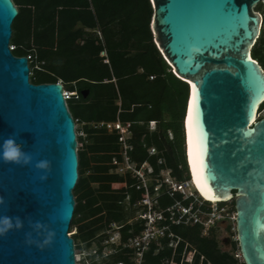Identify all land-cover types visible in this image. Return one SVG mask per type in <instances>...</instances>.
<instances>
[{
	"label": "water",
	"instance_id": "1",
	"mask_svg": "<svg viewBox=\"0 0 264 264\" xmlns=\"http://www.w3.org/2000/svg\"><path fill=\"white\" fill-rule=\"evenodd\" d=\"M151 3L154 41L189 84L190 177L206 200H234L243 261L264 264V68L252 56L264 27L255 7L264 0ZM18 12L13 0H0V264H76L69 235L79 179L76 122L63 83H32L28 57L11 50ZM10 136L28 163L4 162Z\"/></svg>",
	"mask_w": 264,
	"mask_h": 264
},
{
	"label": "trees",
	"instance_id": "2",
	"mask_svg": "<svg viewBox=\"0 0 264 264\" xmlns=\"http://www.w3.org/2000/svg\"><path fill=\"white\" fill-rule=\"evenodd\" d=\"M13 1L19 12L13 22L12 51L30 56L31 82H61L64 90L76 92L67 100L79 142L71 224V231L76 228V251L95 245L96 253L87 255L89 264H134L135 249L127 243L142 232L144 220L128 221L139 211L136 204L145 189L138 188L141 181L131 173L118 171L115 158L124 161L120 132L107 123L129 125L127 154L139 166L149 164L152 192L163 169H170L178 180L191 178L184 130L189 84L175 75L154 41L151 0ZM256 10L264 13L263 3ZM252 56L264 68V27ZM263 109L264 103L259 111ZM160 202L165 206L173 198L159 195V207ZM114 223L121 226L117 246L105 243ZM232 228L226 229L236 235ZM170 231L173 236L151 242L145 264H245L235 256L238 241L233 239L231 249L224 250L215 228L208 236L199 225H173ZM110 248L115 250L105 254ZM191 250L195 253L188 261Z\"/></svg>",
	"mask_w": 264,
	"mask_h": 264
},
{
	"label": "built area",
	"instance_id": "3",
	"mask_svg": "<svg viewBox=\"0 0 264 264\" xmlns=\"http://www.w3.org/2000/svg\"><path fill=\"white\" fill-rule=\"evenodd\" d=\"M11 50L15 46L10 45ZM30 59V56L28 57ZM108 61V60H106ZM153 78V77H152ZM65 100L67 101L76 92L64 90ZM104 123H102L103 125ZM151 129L155 128V122H152ZM108 128H115L120 132L121 150L124 161L120 162L115 158L114 163L118 165V171L121 173H131L133 177L141 181L138 188L145 189V197L138 201L137 206H141L137 214L132 217L128 222L133 220H144V228L142 232L132 238L127 243L128 246L135 249L131 255L134 264H145L143 261L144 253L149 249L152 241L164 238L167 235L173 236L170 231L173 225H199L202 228V234L208 236L212 229L218 228L224 224L226 227L231 225L232 230L236 232V208L233 206L232 201L227 202H210L206 200L196 190L191 178L178 180L176 179L170 169H163L160 172V178L154 187V192L151 191L150 181L148 175L150 167L148 163H143L140 166L131 162L127 150L130 148V132L129 125H124L120 121L114 123H107ZM172 137V134H170ZM150 153L155 154L156 148L151 147ZM193 188V189H192ZM166 194L173 198V202L168 205L158 206V197ZM129 200V197H127ZM121 226L112 224L114 229L110 238L105 241L106 244H120L121 233L119 231ZM70 235V234H69ZM234 240H237L234 235ZM114 248L106 249L105 254H110ZM96 253V250H94ZM195 250L188 252L187 260L192 261ZM235 256L243 261L240 251L235 253ZM113 264H126L125 262H118ZM175 264V263H171Z\"/></svg>",
	"mask_w": 264,
	"mask_h": 264
},
{
	"label": "clouds",
	"instance_id": "4",
	"mask_svg": "<svg viewBox=\"0 0 264 264\" xmlns=\"http://www.w3.org/2000/svg\"><path fill=\"white\" fill-rule=\"evenodd\" d=\"M2 159L4 162L14 163H28L31 159L30 155L21 150L20 145L16 142L14 137H9L4 141ZM38 167H43V162L38 163ZM5 224H9V218L4 219Z\"/></svg>",
	"mask_w": 264,
	"mask_h": 264
},
{
	"label": "rangeland",
	"instance_id": "5",
	"mask_svg": "<svg viewBox=\"0 0 264 264\" xmlns=\"http://www.w3.org/2000/svg\"><path fill=\"white\" fill-rule=\"evenodd\" d=\"M261 3H259L255 9H257V7L260 5ZM262 12V10H260ZM263 11H264V4H263ZM263 13V12H262ZM260 116H264V109L262 111H260ZM76 130H77V126H76ZM193 189V188H192ZM227 227L222 224L220 225L218 228H216V234L218 236V238H220L221 240H224L223 244H222V248L224 250H229L231 249V242L232 240L235 238L234 235H231L227 229ZM76 232V228L73 227L72 231L70 228V232L69 234H71V236L73 237V234ZM96 246L94 245L93 248L86 250L82 253H77L76 251V264H89V259L87 257L88 254L94 252V250Z\"/></svg>",
	"mask_w": 264,
	"mask_h": 264
},
{
	"label": "flooded vegetation",
	"instance_id": "6",
	"mask_svg": "<svg viewBox=\"0 0 264 264\" xmlns=\"http://www.w3.org/2000/svg\"><path fill=\"white\" fill-rule=\"evenodd\" d=\"M218 239L220 240V242H221V247H222V244H223L224 240H221L220 238H218Z\"/></svg>",
	"mask_w": 264,
	"mask_h": 264
}]
</instances>
